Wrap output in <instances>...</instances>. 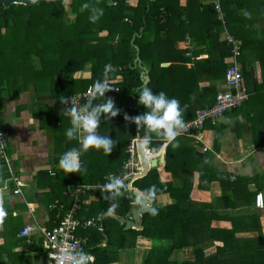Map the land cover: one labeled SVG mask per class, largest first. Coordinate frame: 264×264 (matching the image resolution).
<instances>
[{"label":"trees","instance_id":"1","mask_svg":"<svg viewBox=\"0 0 264 264\" xmlns=\"http://www.w3.org/2000/svg\"><path fill=\"white\" fill-rule=\"evenodd\" d=\"M63 1L34 0L30 5L4 6L0 0V115L8 100H17L21 92L33 84L38 100L35 117L41 119L42 126L55 137V175L49 176L47 170L41 172V176L51 179L50 199L66 204L69 210L76 204L73 214L77 219L101 216L103 229L90 227L93 229L83 234L89 238L86 250L95 256L90 264H109L117 250L133 247L132 243L139 235L153 241L141 264H264L260 214L252 213L247 217L240 214L239 218L236 214L218 212L220 205L238 208L231 201L224 202L226 195L219 198L220 203L214 207L192 200L188 175L181 176L183 187L173 186L172 182L178 178L174 165L182 164L180 161L187 150L194 158L189 160L190 164L203 159L204 154L202 156L193 149L191 136H177L179 146L176 147L151 134V143L146 146L153 152L167 142L164 168L172 173V180L159 181L158 169L154 167L134 185L151 197L162 191L170 192L175 201L162 207L153 206L143 214L141 229L124 230L118 219L107 215L113 212L124 217L129 213L131 200L125 197L124 184L96 188L101 183L109 186L110 181L121 174L129 157L127 145L137 133L141 137L149 134L147 128L140 129L125 118L145 111L144 106L136 105L132 97L138 98V89L148 86L154 92L164 91L177 98L184 109L185 122L194 118L198 109L214 103L218 91L225 89L218 85L224 80L230 63L232 45L224 39L225 31L240 40L238 65L250 102L255 104L253 100L260 99L261 95L264 99V0H215L221 6L223 19L218 16L215 3L204 0H186L184 5L180 0H116V4L114 0H72L71 10L64 7ZM93 9L102 10L95 21L90 19ZM125 17L129 20L125 21ZM186 35L192 38L194 49L178 46ZM202 53L207 57L197 59ZM164 62L169 64L164 66ZM191 62V67H187L186 64ZM143 68L149 75L145 85L140 76ZM85 70L90 71L89 76H75ZM118 75L121 80L111 84L112 90L106 91L105 97L113 99L120 112L108 120L102 115L97 128L98 134L108 135L116 142L115 147L109 154L93 148L81 151L79 171L69 172L61 166L60 159L66 152L80 148V144L77 139L66 136V130L71 126L70 116L65 114L70 106L66 101L70 102L72 98L74 104V98L84 94L89 85L94 87L97 80H112ZM203 79L209 83L201 85ZM47 98L54 105L46 103ZM104 99L97 96L93 103H103ZM80 100L88 102L83 96ZM245 103L224 114L238 115ZM1 116L0 130L7 139ZM209 122L212 121L209 119ZM262 131L256 136V142L264 145ZM5 151L9 156L8 141ZM5 166L0 160V188L10 178ZM223 175L221 172V182ZM225 176L228 181V175ZM258 179L261 180L257 187L263 190L264 174ZM241 180L237 178L230 185L234 187ZM8 184L12 187L10 180ZM74 191L77 197L71 195ZM258 192L261 191L256 190L253 194L254 206ZM90 196L98 199H90ZM87 199L89 202H84ZM28 200L17 201L11 208L6 207L8 201L5 199V206L0 210V264H37L35 253L39 249L33 245V238L18 236L24 224L15 211L26 208ZM194 204L199 207L192 208ZM258 209L264 211V206ZM223 218L231 221L230 228L211 226L213 220ZM114 230L118 232V242H114ZM129 233L132 234L131 243L128 242ZM104 237H107V243L100 246ZM26 244L28 250L21 252L20 246ZM186 247H191L193 258H176L175 253Z\"/></svg>","mask_w":264,"mask_h":264},{"label":"crops","instance_id":"2","mask_svg":"<svg viewBox=\"0 0 264 264\" xmlns=\"http://www.w3.org/2000/svg\"><path fill=\"white\" fill-rule=\"evenodd\" d=\"M71 1L72 0H70V2ZM204 1L208 3L213 2V4L215 3V0ZM185 3L186 0H180L181 5H184ZM71 8L72 6L70 4V8L66 9L71 10ZM216 12L218 16L221 17L220 12H218L217 10ZM127 17L124 18L125 21L129 20ZM198 22L194 25V28L196 30L199 25ZM191 29L192 27L190 28V30ZM178 46L182 49H185V47L194 49L195 47L193 40L189 35H186L184 39L178 42ZM199 55L200 56H197V59L207 57L206 53H202ZM165 64V66H167L169 63L166 62ZM191 65L192 62L186 64L187 67H191ZM88 70L77 72L75 73V76L87 77L90 75V71ZM141 73H147V69L143 68ZM107 80L110 82V87L107 91H110L112 90L111 84L119 82L121 80V76L118 75L116 79ZM142 81L145 85L149 80ZM208 83L209 81L205 79L200 82V84L203 86L207 85ZM32 86L33 84H30L28 89L22 91L20 97L17 100H8L7 106L2 111V116L0 115L3 120V127L7 130L6 134L8 141V157L10 159V165L5 166L10 174V178L6 179L4 185L0 188V198L2 200V203L0 204V210L5 206V199H7L8 201V205L6 207L11 208L15 207L17 201L22 203L25 199H29L26 208H18V210L15 211L16 214L18 213L20 215V219L24 224L22 229L19 231V234L27 224L33 227L32 230L34 233L29 236L22 237L33 238V245H36L37 249H39L35 253V255H37V264H46L47 249L44 246V237L40 234L39 227L51 229V227L54 226L55 214L58 211L61 212V214H66L69 211V207L66 204L52 201L50 199L48 191L51 189V179H49V177L41 176V172L44 170H47L49 176L55 175L54 160L57 158V155H55L56 153L53 154L55 147L54 135L50 132L49 129H46L42 126L41 119L35 117V113L37 112L36 107L38 104V100L35 97L34 88ZM218 86H220V88L222 89L225 88L224 80L221 81ZM115 89L117 90V88ZM132 97L134 98L136 105H138V98L136 96ZM253 101L255 102V104L250 102L248 95L247 99L245 100V107L241 112H239L238 115L232 113L228 115L224 114L223 116H220L218 118L210 119V121L212 122H209L208 119V121H204L202 129H200L199 131L197 130V132L178 135L184 137H193V149L195 148V152L201 154L202 156L204 154V156L202 160H198L199 162L194 163V165L190 164L189 160H192L193 157L191 156V152L187 150L186 155L180 161L182 164L174 165V172H177L178 178L172 183L175 188H181L185 185L183 184V180H181V176L182 178L183 176H190V198L197 202L210 203L213 207L217 204L219 198H224V196L226 195V197L223 199L224 202L228 203L231 201V203L238 206V208L230 207L229 205L228 207H223L220 205L218 208V212L230 215L236 214L239 216V218H241L240 214L246 215V217L250 216L252 213L260 214V221L263 226L264 232V211L256 208L253 203V194L254 192H256V190L261 191L264 197V189L261 190L257 187L258 180H261L258 179V176L262 177L264 174V145L256 142V136L261 134V131L264 130V99L261 95L260 99L256 98ZM45 102L54 105V102L51 99L47 98ZM259 106H261L263 109H261ZM21 107L22 109H20ZM202 109L204 108H201V110ZM198 110L196 112V115L198 113ZM140 137V134L138 136L137 133L135 138H139L140 140ZM166 145L167 142H164L157 152H153L149 147L143 145L153 152L151 158L144 159L148 163H150L151 160L156 159V164L152 167L149 165L147 172L151 168L156 167L159 172V181L172 180V173H170L169 171L166 172L164 168L166 163ZM160 157H163V161L161 162L159 161ZM141 162L144 169L142 155ZM123 172L124 168L122 166L121 174L116 177L117 179H113L118 180V184H113V180H111L109 186L106 183H101L96 187L104 189L107 187H117L120 184H124L126 186L127 192L125 193V197H128L131 200L129 213L124 217H120L118 214L109 212L107 214L108 216L114 217L116 219H118V217L127 220L131 219V208L134 206H139L140 203L139 196L135 192L136 189L140 190V193L142 195L147 196V198L151 200L150 205H148L149 208L146 212H149L153 206L162 207L174 203L175 199L172 198L170 192L162 191L161 193L155 194L153 197H151L136 185H134V182L137 179L142 178L143 176L135 180L127 179L126 181H124L120 179ZM221 172H224V178L222 182L220 181V178L222 177ZM225 174L228 175V181ZM200 175H202V178H200ZM14 177L17 181L21 182L19 186V194L13 193V190L17 188V182ZM237 178H241V182L232 187L230 185L231 182L235 183ZM9 180L10 182H12V187L10 186L11 184H8ZM245 183L247 184L246 186H244ZM71 195L73 197L78 196L75 191L74 193H71ZM92 198L94 197L90 196V199ZM94 199L97 200L98 198L95 197ZM214 200L216 202H214ZM84 202H89V199L85 200ZM112 207L113 205H111V208ZM198 207L199 204H194L192 206V208ZM63 211L66 212L62 213ZM146 212L140 214L141 220L143 218V214H145ZM87 219H92L95 224L89 225L87 227H80L76 232L77 236L86 239V244H88L89 238L88 236H84L83 234L85 232H88L90 229H93L90 227H96L98 230L103 229L100 222L101 216H98V219H95L94 217ZM87 219L78 218V220ZM119 223L123 224L122 227L124 230L142 228V226L141 228H135L133 226H130L128 228L125 226V223L120 221ZM211 226L230 228L232 226V223L227 218H223L213 220ZM1 227L2 224L0 220V228ZM114 231V242H118V232L116 230ZM19 234L18 236H20ZM131 236L132 234L130 233L127 235V237H129V243L132 242ZM26 243L30 244V242ZM106 243L107 237H104L99 245L105 246ZM27 244L20 246L21 252L28 250L29 246ZM132 244L134 246L131 248L117 250V254L113 257V261L109 264H141L146 250L150 248V246L153 244V241L139 235L134 239ZM83 255L86 257L84 264H86V261L93 262V260L95 259V256L86 250V247ZM175 257L178 259H192L193 253L191 247H186L180 251H177L175 253ZM3 262L6 263L5 260H3Z\"/></svg>","mask_w":264,"mask_h":264},{"label":"built area","instance_id":"3","mask_svg":"<svg viewBox=\"0 0 264 264\" xmlns=\"http://www.w3.org/2000/svg\"><path fill=\"white\" fill-rule=\"evenodd\" d=\"M116 4V0L113 1ZM215 8L220 12V18L222 17L221 6L218 2H215ZM127 20V19H126ZM224 22V21H223ZM224 39L232 45L230 63L227 66L224 84L225 89L218 91L215 96L214 103L202 110H200L196 117L185 122L184 129L180 134H186L191 132H197L202 129L204 121L207 119H214L223 116L225 111H228L234 107L240 106L248 97L247 88L243 81V76L240 70V66L237 62V57L240 55V40L232 36L230 33H224ZM94 87L89 86L84 94H78L74 98L76 105L83 107L86 101H81L83 96L85 100L92 97ZM139 138H134L128 145L127 151L129 157L125 161L123 168L124 172L120 179L126 181L127 179L135 180L141 177L143 172V166L141 162V155L145 158H151L153 153L147 147L141 144L142 152H139ZM7 139L2 130H0V160L6 165H10V159L5 151ZM141 154V155H140ZM16 180V178L14 177ZM17 188L13 190L14 194L20 193V181H17ZM2 200L0 198V204ZM264 206V197L262 192H258L255 195V207L262 208ZM76 204H73V210L71 209L66 214L57 212L54 218V226L51 229L45 227H39L40 234L44 237V246L46 251V264H78L81 259V253L84 254L86 239L77 236V229L80 227H87L95 224L92 219L78 220L74 217V208ZM33 227L27 224L20 233V236H29L33 232Z\"/></svg>","mask_w":264,"mask_h":264},{"label":"clouds","instance_id":"4","mask_svg":"<svg viewBox=\"0 0 264 264\" xmlns=\"http://www.w3.org/2000/svg\"><path fill=\"white\" fill-rule=\"evenodd\" d=\"M92 11L93 14L90 19L95 21L102 13V10L93 9ZM109 87L110 82L106 78L97 80L92 99L88 100L82 108L73 104L72 98L70 102L66 101V103H70V106H67L65 114L70 116L71 119V126L67 128L66 136L69 139H77L80 144V148L66 152L60 159L61 166L67 168L69 172L79 171L81 167L79 162L81 151L93 148L103 150L104 153L109 154L115 147L116 142L113 139L108 135H100L97 132L102 115L104 120H108L110 117L117 116L120 112L116 102L111 98L105 97V92ZM136 93L138 94V103L144 106L145 111L132 117L126 115L125 118L134 122L140 129L147 128L149 134L140 137L141 144H150L151 134L154 133L156 136L166 140L168 143H174V146L178 147L179 143L176 141V137L185 127L184 109L181 107L180 101L175 97L168 96L164 91L154 92L148 86H143ZM97 96L104 97V102L94 104L93 101ZM140 152H142V147ZM118 183V180H113V184ZM85 260L86 257L81 253V259L78 264H84Z\"/></svg>","mask_w":264,"mask_h":264},{"label":"water","instance_id":"5","mask_svg":"<svg viewBox=\"0 0 264 264\" xmlns=\"http://www.w3.org/2000/svg\"><path fill=\"white\" fill-rule=\"evenodd\" d=\"M34 0H1L2 4L4 6H10L12 4H24V5H30ZM139 60V59H138ZM140 62V60H139ZM163 65L165 66L166 64L163 63ZM141 79L142 80H149V75L147 73H141ZM139 136V133H138ZM139 148L141 150V144L139 143ZM142 159H143V165H144V169L143 172L141 174V176H144L149 168V165L152 167L156 164V159H153L150 161V163H148L145 159L144 156L142 155ZM159 161H163V157L159 158ZM135 192L138 194L139 196V206H134L131 208V219H124V218H119L118 220L120 222L125 223L126 227H130L133 226L135 228H141L142 226V220L140 219V214L146 212L149 208L148 205H150L151 200L149 198H147V196L142 195L140 192V190H135Z\"/></svg>","mask_w":264,"mask_h":264},{"label":"rangeland","instance_id":"6","mask_svg":"<svg viewBox=\"0 0 264 264\" xmlns=\"http://www.w3.org/2000/svg\"><path fill=\"white\" fill-rule=\"evenodd\" d=\"M70 4H71L70 0H65L64 1L65 8H70ZM237 62L238 63L240 62V56L237 57ZM143 67H145V66H143ZM193 142H194V139H193ZM86 264H90V262L86 261Z\"/></svg>","mask_w":264,"mask_h":264}]
</instances>
